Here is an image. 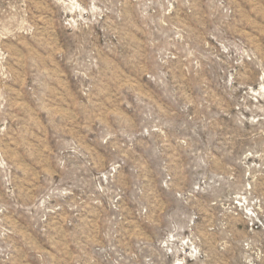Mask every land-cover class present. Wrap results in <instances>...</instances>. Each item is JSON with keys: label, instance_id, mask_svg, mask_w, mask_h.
Masks as SVG:
<instances>
[{"label": "rangeland", "instance_id": "rangeland-1", "mask_svg": "<svg viewBox=\"0 0 264 264\" xmlns=\"http://www.w3.org/2000/svg\"><path fill=\"white\" fill-rule=\"evenodd\" d=\"M0 264H264V0H0Z\"/></svg>", "mask_w": 264, "mask_h": 264}]
</instances>
